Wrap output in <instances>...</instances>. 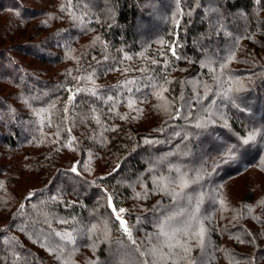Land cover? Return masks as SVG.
Masks as SVG:
<instances>
[{"label":"trees","instance_id":"trees-1","mask_svg":"<svg viewBox=\"0 0 264 264\" xmlns=\"http://www.w3.org/2000/svg\"><path fill=\"white\" fill-rule=\"evenodd\" d=\"M152 1L53 0V13L42 8L45 17L36 24L43 29L41 40L23 49L45 67L37 73L27 63L9 69V60L0 53L7 67L5 71L0 65L2 76L12 80L22 101L6 108L12 112L9 121L0 117V158L6 161L0 166V215L9 218L0 228V264H218L221 258L238 264L244 260L241 247L256 249L257 240L264 239L256 198L238 201L225 218L217 215L225 209L221 199L207 200L203 210L196 204L199 209L189 218L179 215L182 224L195 225V220L196 233L203 228L202 244L196 233L183 243L170 239L164 227L153 226L162 215H171L169 204H155L158 210L144 214L137 231L126 233L117 219L113 209L132 204L137 180L148 181L150 174L161 172L183 177L193 173L203 162L197 160L198 148L218 140L219 134L228 136L216 147V154L222 155L214 165L220 181L233 178L264 153L263 134L245 145L221 122L213 124L211 116L213 108L221 110L220 115L228 113L229 103V111L245 119L242 124L235 115L230 119L239 134L246 132V120L264 128V66L255 59L242 63L239 57L242 67L227 62L230 48L245 41L246 51L255 45L251 50L261 49L264 60V31L259 30L264 0H218L219 17L206 0H170L164 24L148 39L142 32L153 22ZM32 9L24 8L22 14L16 8L19 13L0 35L16 36L17 21L21 28L35 18ZM237 12L236 27L231 14ZM216 41L220 47L215 51ZM210 59L213 69H223L224 63V72L255 75L256 81L245 80L244 89L230 98L232 81L209 77L203 62ZM200 73L214 85L201 84L196 92L186 81L198 78L201 83ZM162 98L168 100L167 107L155 111L163 106ZM238 99L239 104H232ZM251 115L256 119L250 120ZM232 144L238 145L233 158L224 162ZM154 153L159 155L157 162ZM7 168L13 169V180L3 177ZM25 174L38 186L28 187L21 196L9 183ZM190 197H185L187 206L194 202ZM129 212L136 217L132 213L141 210ZM104 221L105 229L100 226ZM227 235L228 246L223 241ZM148 240L164 252L163 262L151 259ZM113 248L132 253L118 257ZM87 249L93 251V260L86 258Z\"/></svg>","mask_w":264,"mask_h":264},{"label":"rangeland","instance_id":"rangeland-1","mask_svg":"<svg viewBox=\"0 0 264 264\" xmlns=\"http://www.w3.org/2000/svg\"><path fill=\"white\" fill-rule=\"evenodd\" d=\"M170 0H154L151 2L150 7H149V12L152 15L153 22L147 24V26L144 25L143 29L144 31L142 32L144 36H148L147 38L149 39L150 36H154L155 34L158 33L159 27L164 24V13L166 11V7L168 5ZM208 4V8L210 11L214 12V10L217 9V14L215 15L216 17H219V9L216 7L218 0H206ZM25 3L26 5H29L31 7H22L21 5ZM1 4L4 5V7H1ZM53 4V0H0V33H2V29L5 28V26L8 25V22L15 18V14L19 13L17 12L16 8L20 9V12L22 11V14L25 9H30L33 8L34 11L31 13H35V18H33L29 23L21 25L22 27L19 28L20 22H18V29L14 31L17 33L16 36L12 37L11 39L2 37L0 35V53L5 55V58H7L9 61H6L9 69L15 68V66L18 64H21L24 66L25 63L30 64L33 66L34 70L36 73L38 72L39 67H45L44 64H42L41 61L36 60L33 56L30 54H26L24 49V45L29 46L33 44V42H36L38 40H41L43 36V29H37V22L40 21L41 18H44L45 15L42 17V8H48V10H53L51 8ZM32 9V10H33ZM52 12V11H51ZM223 12V11H221ZM220 12V13H221ZM53 13V12H52ZM215 14V13H214ZM240 12L233 13L231 14V23L237 27V16H239ZM26 15V14H24ZM29 15V14H28ZM41 15V16H40ZM214 17L210 19V21H214ZM261 20L260 22L261 26L259 30L264 31V9L261 11ZM16 20V19H15ZM14 20V21H15ZM242 20V19H241ZM247 22V21H245ZM8 27V26H7ZM48 32V30L46 31ZM19 35L22 36L20 38ZM244 44V45H243ZM240 47H231L230 51L227 54V57H229L228 63H235V66H241L242 63H244L246 60L250 59H255L261 62V65L264 66V60H263V53L262 50L260 49L258 52L255 50L252 51V47L255 48V45L251 47L248 51H246L248 43L245 41ZM220 47V44L218 41H216V44H212V48L216 51ZM35 48V47H34ZM3 55V56H4ZM242 59V63H237V58ZM224 62V61H223ZM226 62V63H227ZM205 65L208 66L210 72L209 77L213 75L215 78V81H223L225 83L228 78L232 81L231 86L228 87V96L230 95V98L232 97L233 93L238 91V90H243L244 87L246 86L245 80L246 81H256L255 75H244V77L240 76H233V72L228 70L227 72H224V69L227 68L226 64L222 63L225 67L221 70L218 71V69H213L212 67L215 65L213 60H207L203 62ZM3 61L0 59V65L3 67H6V65H2ZM6 64V63H5ZM229 65V64H228ZM250 65H244L245 68H248ZM187 67V66H186ZM7 67L5 68L6 71ZM215 70V71H212ZM199 73V72H198ZM201 74V73H200ZM2 75H5V72L0 69V117H5L4 120L9 121L11 113L8 111L6 108L8 106L12 105H21V100L17 97L18 96V89L17 87L13 84L12 80L9 78L3 77ZM202 75L201 83L200 80L197 79H188L186 81V85H191L193 86V89L197 92V89L200 88V85L202 86H208L212 87L214 83L210 84L211 81L208 82V79L204 77V74ZM205 82V83H204ZM219 83V82H217ZM185 85V86H186ZM186 86V87H187ZM206 88V87H205ZM204 92V91H203ZM11 98H10V97ZM10 101H8V100ZM162 103L163 106H157L155 111L162 112L163 109H165L168 105V100L166 98H162ZM231 103V102H230ZM234 103H240V99L234 100L232 104ZM160 104V103H157ZM225 108V106H223ZM10 112V115H9ZM155 113V112H154ZM157 113V112H156ZM221 110H217L215 108L211 109V116H213L214 121L213 124H216L215 121H219L222 123L223 126H226V128L234 135L238 136L240 139H246L247 135L249 132L255 130L257 135L256 139L261 138V134L264 136V128L263 127H252L249 125V123L244 122L243 127L246 129L245 133L239 134L237 130H235L230 123V119L232 117L237 116L238 122L240 124V120H245L243 117H240V114L236 111H229V103H228V113L224 112L221 114ZM220 115V116H219ZM235 115V116H234ZM153 117V116H152ZM245 117V116H244ZM246 118V117H245ZM250 120H255L256 117L248 116ZM213 120V119H212ZM249 120V119H248ZM1 122H0V128H1ZM186 137H189V134L186 135ZM216 139H210L207 142H204L200 145V147L197 150V160L203 161L199 166L195 168V171L193 173H184L187 174L185 175L184 180L187 182V187L181 188V174H178L176 176H171L168 173L164 172L159 175L150 174L149 180H137L134 185H133V190H134V196L132 198V204H128L127 206H124V212H120V209L114 208L115 209V214L116 216H119L123 220L126 221L128 231L129 230H134L137 231L139 228V222L140 219H145L144 214H149V213H154L156 209L158 208L155 206V204H160L162 206L166 205L168 207L164 211H168L169 214L171 215H162L159 217L160 219L159 222H154L153 226H157L160 228L167 229L168 236L170 239H175L183 243H186L188 240H191L192 237L195 236V231H196V222L194 220L195 225H191L189 222L187 224H182L183 222L178 221L179 215L181 216H186L189 218L191 216H194V211H198L205 207V203L207 200H214V199H221L226 202L225 209H222L218 211L217 215L220 214L222 215L223 218H225L226 213L230 212L231 210L234 209V205L239 201L241 202L242 200H247L250 198H256V202L254 204L256 211L260 212L259 216L264 218V153L263 155L261 154L260 158L258 159L257 162L254 164H249V166L244 167L239 173H236L233 175V178L227 179L225 181H220L218 180L221 178L217 172L214 170V165H216L217 161L221 158L216 154L217 151V146L221 144L224 140H227L228 136L225 134H219V136L216 137ZM255 139V140H256ZM263 140V145H264V138ZM229 142V140H228ZM255 143V141H250V143ZM235 145V144H232ZM230 145V146H232ZM238 145H236L237 147ZM1 149V147H0ZM186 153V152H185ZM208 153V154H207ZM153 161L157 162L159 160V155L158 153L153 154ZM219 158V159H218ZM8 164H10L7 159ZM206 162H208V165L206 166ZM0 166L5 167L6 166V161L3 158H0ZM206 166V167H204ZM204 167V168H203ZM210 167V169H209ZM179 170L181 169V164L178 165ZM203 168V169H202ZM154 170L155 167H152ZM186 172V171H185ZM31 177V175L25 174L24 177H21V179L18 180L16 183H9L10 187L14 192L19 191L21 196L25 192V189H27L30 186H38L36 182L31 180H27V177ZM3 177H8L11 180H13V169L12 168H7L5 173L3 174ZM217 180V181H216ZM18 185L19 188H18ZM204 189V191H200L199 189L201 188ZM18 189V190H15ZM186 196H191L190 198L194 201L193 203L191 202V206H187L186 204L188 203L185 200ZM252 196V197H251ZM170 203L173 207L170 206ZM198 204L199 208H195ZM205 204V205H204ZM190 205V203H189ZM113 206V205H112ZM134 206H137L138 208H135ZM186 208V209H184ZM204 209V208H203ZM202 209V210H203ZM129 210H141V212L137 213H132L137 214L132 217L131 213ZM211 212V209H209ZM263 210V211H262ZM221 211V212H220ZM263 212V213H262ZM159 213V212H155ZM131 215V216H130ZM171 217L172 219H169ZM132 218L134 221H132ZM157 220V221H158ZM222 220V218H221ZM220 220V221H221ZM146 221V220H145ZM9 222V218L6 217H1L0 215V228H3V226ZM107 222L104 221V223L100 224L102 228L105 229V225ZM97 225V224H96ZM143 225V224H142ZM257 239V238H254ZM147 240V239H146ZM192 241V240H191ZM226 242V246H228V243L231 244V242L228 241V235L227 238H224ZM148 245H151L152 252L153 254L151 255V259L153 261H158V262H163L164 259L166 258L159 247L157 246L156 243H152L151 241H147ZM257 244H259L256 249L253 248H242L241 247V255L244 256V260L241 259L238 264H264V239L260 238L257 240ZM113 254H116L118 257H125L128 256L132 253V250L130 249H123V248H113L111 251ZM150 252V250H149ZM86 253V258L89 260H93L95 258V255L92 250L87 249ZM150 254V253H149ZM150 259V255H148ZM134 261L136 259L134 258ZM219 263L218 264H229L228 260L226 258L224 259H218ZM255 261V262H253ZM138 262V261H137ZM237 263V261H236Z\"/></svg>","mask_w":264,"mask_h":264},{"label":"snow or ice","instance_id":"snow-or-ice-1","mask_svg":"<svg viewBox=\"0 0 264 264\" xmlns=\"http://www.w3.org/2000/svg\"><path fill=\"white\" fill-rule=\"evenodd\" d=\"M173 55H175V52L174 51H173ZM256 135H257V133H256L255 130L249 132L248 135H247V138L246 139H242V143L246 145V144H249L250 141H255ZM235 151H236V145H232V146L228 147V149L226 150V152H225V154L223 156L224 162H227V160L233 158V155H234V152ZM71 171L74 172V173H76L77 172V168L75 166H73V168L71 169ZM177 171H179V170L177 169ZM180 179L182 181L181 184H180V187L181 188L187 187V182L184 180L183 176H181ZM108 199L111 202L112 197L109 196ZM113 210L115 211V209H113ZM119 211L120 212H124L125 210L124 209H120ZM117 219L120 221L121 227L127 233L128 232V227H127L126 221L123 220L122 218H120L119 216H117ZM169 219H172V218L169 217ZM196 235L199 238V241L198 242L202 244L203 243V235H204L203 228H201L200 231L198 233H196ZM187 251H188V249L185 248V252H187Z\"/></svg>","mask_w":264,"mask_h":264}]
</instances>
